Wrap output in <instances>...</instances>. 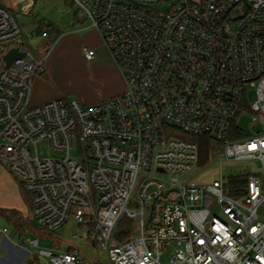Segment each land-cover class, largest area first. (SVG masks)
I'll list each match as a JSON object with an SVG mask.
<instances>
[{"label": "built area", "instance_id": "obj_1", "mask_svg": "<svg viewBox=\"0 0 264 264\" xmlns=\"http://www.w3.org/2000/svg\"><path fill=\"white\" fill-rule=\"evenodd\" d=\"M68 1L102 37L127 89L95 106L34 105L45 60L22 43L14 10L0 2V166L30 196V218L57 232L73 217L75 240L100 246L109 264H162L164 256L169 264H264L261 179L249 176L238 198L229 181L192 180L198 138L220 161L264 164V0ZM165 3L171 9L160 11ZM13 49L26 55L8 66ZM41 143L60 155L41 157ZM124 216L137 220L128 239L115 236ZM24 243L47 264H86L77 248Z\"/></svg>", "mask_w": 264, "mask_h": 264}, {"label": "rangeland", "instance_id": "obj_2", "mask_svg": "<svg viewBox=\"0 0 264 264\" xmlns=\"http://www.w3.org/2000/svg\"><path fill=\"white\" fill-rule=\"evenodd\" d=\"M189 1L197 2V0ZM183 2L184 0H174L171 5H182ZM159 6L160 11L163 12L171 9V6L166 3ZM13 15L23 30L22 43L37 60H45V71L36 75L33 84L32 103L34 105L62 99L67 105L78 101L83 106H95L126 91L127 86L123 75L102 37L92 27L89 20H78L76 7L71 2L68 0H34L28 13L13 12ZM46 26L51 27L50 34L49 37L43 38L42 32ZM29 36H32V40L29 39ZM86 50L94 51L95 59L93 61H88L85 58ZM249 96L252 102L255 99L252 91ZM249 120L250 117L244 115L241 121L246 132L250 131L247 124ZM38 149L41 157L60 155L50 150L47 143L39 144ZM72 154L81 161L85 158L78 154L77 143H75ZM92 166V162H88L86 158L85 168L90 171ZM0 170L4 172L0 179L2 180L0 204L18 206L16 204L19 203H16L17 200L5 178L6 176L3 175L9 174L17 183L19 181L4 167H0ZM192 176V180L200 185L213 184L221 179L229 181L234 177L254 176L261 179L264 188V164L256 160L220 161V156L213 154L208 164L205 167L196 168ZM157 177L162 181L168 179L166 175ZM25 206L28 211L27 204ZM10 218L18 219L14 215H10ZM127 221L125 216L121 218L115 229L116 237L120 232L136 227L137 220L134 221L132 228L126 225ZM0 228H6L9 240L15 245H17L16 242H19L21 248L27 253L15 263L4 259L0 260V264H47L46 260L32 254V250L24 243L25 239L39 240L41 250L67 251L69 248H77L86 264H109L107 256L100 246L94 245L92 242L75 240L74 234L79 232V228L73 217L60 231L51 233L40 228L33 219L29 220L28 226H24L23 233L1 218ZM1 241L0 238V244ZM6 255V250H2L0 247V259ZM161 263L169 264V258L164 256Z\"/></svg>", "mask_w": 264, "mask_h": 264}, {"label": "crops", "instance_id": "obj_3", "mask_svg": "<svg viewBox=\"0 0 264 264\" xmlns=\"http://www.w3.org/2000/svg\"><path fill=\"white\" fill-rule=\"evenodd\" d=\"M0 2L10 6L14 10V12L28 13V11H30L32 8L34 0H0ZM44 103H46V102H44ZM0 167H2V166H0ZM2 174H4V172H2L0 170V179L2 178ZM10 174L12 175V173H10ZM3 176H6L5 178L7 179L8 184L11 188V191H12L15 199L17 200L16 203H19V204H16L18 206H15V205L5 206L3 204H0V211L15 212V213H17V217L19 216V218H22L23 222L25 221L24 223H26V222L28 223L29 220H31L30 219L31 201H30L28 194H26L22 190L19 183H17L16 180L13 177H11L9 174L8 175L5 174ZM1 182H2V180H0V184H1ZM24 201H25V203H24ZM25 204H27V206H28V211L26 209ZM0 218L4 219L8 223L14 225L13 222H9L6 218H3V217H0ZM14 226L16 228L18 227L16 225H14ZM17 230H19V229L17 228ZM0 238L2 239L0 247L2 250H6V254H7L4 258H2L0 260H4V259L7 260L8 259L9 261H11L13 263H15L18 260H21L22 257L24 256V253L22 252L20 243L16 242L17 245H15L13 242H11L9 240V236L7 234L6 235H0Z\"/></svg>", "mask_w": 264, "mask_h": 264}, {"label": "trees", "instance_id": "obj_4", "mask_svg": "<svg viewBox=\"0 0 264 264\" xmlns=\"http://www.w3.org/2000/svg\"><path fill=\"white\" fill-rule=\"evenodd\" d=\"M244 138L242 134L239 133V136L234 138V139H240ZM197 141L200 144V161H199V166L200 167H205L209 160H210V141L206 138H198ZM248 187V177L240 176V177H234L229 180V195L235 198L241 197L242 195L246 194V189ZM10 215L16 216V220H12L10 218ZM0 217L6 218L9 222H13L14 225L18 226L17 228L19 229L20 233H23V228L24 226H28L29 222L24 223L22 218L17 217V213L15 212H8V211H0ZM18 220V222H17ZM127 226H132L134 225V221L128 220L126 222ZM127 231L125 234L124 232ZM49 233V231H46ZM51 233V232H50ZM124 234L123 236L125 239H128L130 237V230H124L123 232H120Z\"/></svg>", "mask_w": 264, "mask_h": 264}, {"label": "water", "instance_id": "obj_5", "mask_svg": "<svg viewBox=\"0 0 264 264\" xmlns=\"http://www.w3.org/2000/svg\"><path fill=\"white\" fill-rule=\"evenodd\" d=\"M25 55V53H20L17 49H13L5 56V61L7 65L10 66L18 58H24Z\"/></svg>", "mask_w": 264, "mask_h": 264}]
</instances>
